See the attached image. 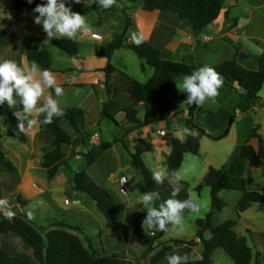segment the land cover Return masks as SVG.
<instances>
[{
  "label": "trees",
  "instance_id": "16d2710c",
  "mask_svg": "<svg viewBox=\"0 0 264 264\" xmlns=\"http://www.w3.org/2000/svg\"><path fill=\"white\" fill-rule=\"evenodd\" d=\"M12 1L16 20L27 29L35 28L33 9L37 4L46 3L47 0H33L31 4L27 0ZM73 1L66 0V3ZM120 2L140 3L142 9L146 11L155 9L171 11L180 20L187 21L194 34H198L218 17L224 7L225 0H116V3ZM75 12L82 15L96 12L97 22H101V11L97 9L95 3L76 8ZM225 20H229L226 12ZM236 23V18L231 19L232 25ZM40 27L42 29V26ZM132 31V19L126 13L124 26L112 35L111 41L102 44L97 51V54L107 58V63L102 71L105 76L104 85L108 98L101 104L100 117L113 125L117 135L113 134L112 140L108 143H104L103 139L100 138L97 143L90 144V136L95 129L80 130V124L84 120V110L80 107L62 108L64 115L54 117L52 123L45 124L44 129L40 131V133L53 136L50 145L54 148L44 152L39 161V165L46 169L47 178L54 177L58 167L65 164L71 172L74 191L84 194L93 202L104 215L106 227L115 231L119 228L122 208L111 193L97 184L85 169H73L68 160L74 155L80 154L85 159L86 164L91 165L107 147L117 141L121 142L123 148L130 155V164L141 178L143 191H155L160 194L159 200L154 201L152 207H159L167 199L173 198L171 194L175 189L169 183V178H166L162 184L157 183L152 179V170L145 165L142 159V155L145 152H150L152 147L147 142L140 140L136 146L130 149L125 138L134 130L168 120L172 113L170 94L174 81L178 77L191 74L201 68L196 63L189 64L163 58L160 50L151 46L145 39L137 46L132 40H128ZM13 38L12 29L0 28V46ZM225 40L233 45L234 56L209 67L214 68L219 73L224 85L234 90L240 88L238 94L244 100V104L249 107L259 98L257 94L264 84V50L258 54L246 53L241 49L240 43H236L229 37H225ZM50 44L68 55L76 54L80 46L77 40L54 38L48 44H19L17 50L19 53H24L29 61L35 62L40 69L53 71L48 47ZM120 48L132 51L142 62V66L148 65L153 68L152 75L144 83L139 84L138 88L130 94H125L126 88L122 81L127 77L126 73H120L122 77L119 82L118 78L111 79L115 68L111 64L110 58L113 52ZM248 57L255 59L256 69L245 68L237 61L238 58L245 59ZM60 86L64 87L65 84H60ZM50 92L55 95L53 90L50 89ZM186 98L187 94L182 92L176 99L179 104H183L188 109L186 115L180 117V126L188 128L192 134L187 135L185 140H180L172 132H166L163 136L164 140L171 145V150L165 159V169L169 171H177L186 154H199L198 134L219 141L225 138L229 132V126L218 135L209 134L200 128L194 121L197 105L188 104ZM140 109L143 110L142 116L139 114ZM22 110L23 105L21 103H18L15 109L9 108L5 103L0 109V117L9 120L11 125L5 133L0 132V167L4 166L9 171H16L17 167L7 156V150L1 142V136L6 134L20 143L28 142L25 133L16 134L17 125L20 121L14 112H22ZM44 115L41 114L38 119L43 121ZM232 121L233 117L230 118L229 124ZM62 122L69 124L75 132L74 136L62 128ZM258 128L257 124L254 125L249 139L243 144H239L235 152L220 168L209 166L200 182L194 187L197 192L202 186L209 188L210 208L204 218L197 220L196 238L200 241V257L188 259L187 264H212V254L217 247L222 248L231 257L234 264L258 263L259 254L253 252L246 238L238 235L234 230L237 223L236 219H226L217 224L213 221L214 215L219 213L224 206V201L218 195L222 189L241 192L236 207L237 217L253 203H264V190L248 187L244 176L246 167L259 168L264 166V140ZM62 145L71 147V156L61 150ZM78 146H84L86 151L76 152L75 148ZM187 188L188 184L184 183L180 189L175 190L177 192L175 199L181 201L189 199ZM0 197H2L1 191ZM15 199L22 206L25 205V200H22L21 197ZM11 211L15 213L13 219L9 220L5 215L0 218V264H127L129 262L124 251L110 254L98 253L91 238L86 236L83 226L78 222L72 223L64 219H54L48 226L39 228L22 210L13 209ZM186 211L188 210L186 209L184 212ZM145 216L146 209L142 207L131 224L130 238L144 244L146 253L155 251L149 259L151 264H156L174 246L198 245L194 240L185 241L177 238L170 242L161 241V237L166 231L148 230L142 232L140 225ZM170 226L168 225V229ZM76 231L86 234L85 243ZM205 232L209 233V237L204 236Z\"/></svg>",
  "mask_w": 264,
  "mask_h": 264
},
{
  "label": "crops",
  "instance_id": "0c3cea01",
  "mask_svg": "<svg viewBox=\"0 0 264 264\" xmlns=\"http://www.w3.org/2000/svg\"><path fill=\"white\" fill-rule=\"evenodd\" d=\"M85 2L86 4L81 0V3L77 4L73 1L67 3V5L75 12L76 8L94 3L93 0H85ZM95 4L97 9L101 11V22H97L96 12H90L84 15L91 27V31L78 34L75 39L80 43V46L76 54L69 55L73 63L70 64L66 60H56L51 57V66L54 69L52 72L55 74L57 82L59 84H65L63 87L64 95L57 98L55 95L51 94L50 89L46 90V95L51 94L53 98L58 99L61 108L80 107L84 110V120L83 123L80 124L81 131L91 130L94 129L96 125H100L101 104L108 98L104 85L105 76L102 71L107 63V58L97 54V51L102 44L111 41L112 35L124 26L126 22V13H128L132 19V33L142 34L144 39L151 46L159 49L162 57L166 59L189 64L196 63L198 67L219 64L235 54L233 45L226 41L225 37H229L236 43H240L241 49L246 53L258 54L264 50V0H225L224 7L218 17L198 34H194L187 21L180 20L177 15L171 11H160L157 9L146 11L142 9L140 3L131 2L116 3L109 9L102 8L98 3ZM225 12L229 17L228 21L225 20ZM233 18L237 19L235 25L231 24V19ZM4 27L10 28L14 32V38L7 42L14 45L12 50L14 55L12 58L8 57L7 59L14 60L18 65L29 68L31 66L29 60L24 53L18 55L17 46L19 44H44L47 33L41 29L40 25H36V27L32 29H27L18 22L16 20L12 0H0V28ZM94 32L99 33L101 39L92 38L91 33ZM130 37L128 38L129 41H131ZM49 46L54 45L50 44ZM125 50L127 49L120 48L115 50L110 58V62L115 68L111 79L115 80L118 78L119 82L122 77L120 73H126L127 77L122 81L126 88L125 94H130L138 88L139 84L144 83L152 75L153 68L150 66L148 67V65L142 66V62L138 59L140 76L131 74L127 70L126 63L128 62L122 58L125 57ZM115 58H120L121 60L119 61H122L120 70L117 69V59L115 60ZM237 61L245 68H257L256 61L253 57L245 59L238 58ZM40 70L43 71L42 69ZM183 78L178 80H183ZM176 81L177 79L174 81L173 86ZM230 89L231 88L222 83V86L218 89L219 94L214 99H208L203 106H197L194 112L195 123L212 135L222 133L227 127L224 125L228 124V126H230L227 136L230 134L231 126L235 125V139H233V142L236 141L239 143V137H244L247 131L251 133V129L256 123L255 120L258 118V130L264 140V100L260 98L252 103L251 106L247 107L241 97L233 94L229 97L228 92ZM181 93L182 92L179 90L172 91L170 94L172 99V113L168 120L156 123L153 126L147 125L134 130L129 133L127 139H125L130 147L136 146L140 140L147 142L152 147L149 160L152 163L153 169L165 168V159L171 150V145L158 133L159 130L172 132L174 136L180 140H185L187 137V135H184L180 131V117L184 115L186 109L183 104H179L176 100ZM216 103H218V106H216ZM43 104L44 99L42 98L37 107H43ZM225 104V107L221 106ZM211 107L216 108L215 110H211ZM222 110L224 112L223 114H221ZM257 110H259V113H257ZM231 117H233V121L229 124ZM239 120L242 121L240 131L237 127ZM44 125L45 123H39L26 134L28 138L27 143H20L6 134L1 136V142L8 150L7 152L11 153L14 158L17 169L16 171H10V173L13 174L12 177V175H4L7 169L4 166L0 167V190L1 188L7 189L13 193L12 196L8 198L10 202L14 201L16 197H21L22 200H25L24 206L19 204L21 210L25 212V214V210L28 205L31 204L32 200L46 194L48 191H50V193L53 191L57 193L61 192L63 200L69 195L68 197L79 200L80 203L78 208L73 211L63 209L57 203L55 205L49 204L55 209V215H61L62 217L70 216L74 221L77 219L78 223L81 225H84L85 222L88 226L90 225L89 219H97L99 231L91 237L94 245V238L96 236L97 238L104 236L105 239H108L107 237L116 236L115 232L118 233V231L106 227V219L96 205L85 198L84 195H81L80 192L74 191L71 182V172L65 164L60 165L54 177L48 179L46 169L40 166L39 162H36L38 159L40 161L44 152L54 148V146L50 145L53 136L51 135L50 138L47 137V133H40V131L44 129ZM211 126H217L219 129L218 132H211ZM10 127V121L0 117V132L5 133L6 129ZM25 127H27V124H25ZM94 131L98 132V134H102L98 129ZM69 134L74 136V130ZM201 136L205 135L198 134L199 139ZM128 141H131V143H128ZM119 145L120 143L111 144L91 165H87L85 159L80 154H76V157H71L68 162L75 170L85 169L97 184L111 193L110 189L106 186L107 181H110L114 187L117 178L115 177L112 179L111 177L116 169L120 167L121 170L130 164V159L123 155ZM83 147L84 146L76 147V152L86 151V148L84 147L83 149ZM115 148H118V151L113 155L111 150ZM62 151L66 153V151ZM110 153L112 154L110 155L112 162H110L109 155L107 158L105 157ZM103 158L109 161L110 167L104 165V163H100ZM74 161L77 162L76 168L73 165ZM99 163L100 165H98ZM112 169H115V171H112ZM255 172V168L246 167L244 176L249 174V177L254 178ZM121 174L123 173L121 172L120 175ZM127 178L129 187L133 186L131 177L127 176ZM174 189L178 190V188ZM111 195L113 194L111 193ZM80 205L82 206L80 207ZM118 205L123 210V206L119 203ZM142 207L143 205L138 203L126 204V209L125 212H122L118 230L123 226L125 227V224H123L125 221L127 225L128 223L132 224L135 216ZM3 215L4 211H0V218ZM28 218L33 222L31 217ZM33 224L38 226L34 222ZM101 243L103 242L101 241ZM166 263L167 262L164 264Z\"/></svg>",
  "mask_w": 264,
  "mask_h": 264
},
{
  "label": "rangeland",
  "instance_id": "374dc122",
  "mask_svg": "<svg viewBox=\"0 0 264 264\" xmlns=\"http://www.w3.org/2000/svg\"><path fill=\"white\" fill-rule=\"evenodd\" d=\"M49 47V52H50V47H51V57L56 59V60H66L70 64L73 63L71 60V56L68 54L64 53L61 51L59 48L55 46H48ZM14 48L13 44L6 43L3 46H0V62L6 60L8 57L12 58L14 53L12 52ZM54 49V50H52ZM18 52V50H17ZM20 53L18 52V55ZM61 57V59H60ZM125 59L127 70L131 73L134 74L135 76H140V70H139V60L138 57L130 50H125V57H122ZM117 59V69H121L122 61L120 58H115ZM33 62L29 61V64L31 65ZM77 63V60H76ZM52 64V61H51ZM57 65V64H56ZM149 67V66H148ZM178 77L176 78L177 81L175 82L172 91H179L177 88V84L181 83L178 80L183 78ZM238 89V86H237ZM240 89V88H239ZM234 90L230 89L228 92L229 97L231 95H236L240 97L238 92L240 90ZM104 96V95H103ZM257 96L259 97L258 99L262 98L264 100V84L261 88V90L258 92ZM228 97V98H229ZM16 99H19L18 96L14 97ZM91 99V98H90ZM257 99V100H258ZM216 106H218V103H216ZM222 107H225V105H221ZM216 107H211V110H215ZM143 110L140 109L139 114L142 116ZM200 113V110H199ZM223 110L221 111V114H223ZM257 113H259V110H257ZM237 117V116H236ZM240 119V118H239ZM256 123L255 125H259V119L256 118ZM258 121V122H257ZM155 125V124H153ZM152 125V126H153ZM62 128L68 132L72 133L73 129L69 126L68 123L62 122L61 123ZM208 126V125H206ZM221 126V125H220ZM223 126V125H222ZM225 127L228 126V124L224 125ZM230 126V125H229ZM211 132H218V127L217 126H211ZM239 131L240 127H242V121L239 120L238 125H237ZM100 128V129H99ZM222 128V127H220ZM94 129H98L101 131L102 134H98V139L96 142H90V144H95L98 142L100 138L103 139L104 143H108L110 140L113 138V134L117 135L116 129L113 127V125L106 119H101L100 120V125H96ZM235 129L236 126L232 125L230 134L223 138L220 139L219 141L211 140L208 139L205 136H201L199 139V154L194 155V154H186L184 156V160L182 161L180 167L178 168L177 171H179L183 177L179 182H175L174 178H172L171 185L174 188H180L184 183L188 184V194L190 198L195 201L199 205V211L198 212H191V211H186L183 213L184 221H183V231L177 234L176 229L171 225L170 228L165 232V234L161 237V241H171L174 238L177 239H182L185 241H195L198 245H178L174 246L173 249L168 252L164 257H162L156 264H164L165 262L168 263L166 256L172 253H178L181 256L187 254L188 259H195L200 257V241L197 240L196 234L198 231V225H197V220L202 219L205 217V215L209 212L210 208V192L209 188L207 186H202L200 191L197 192L196 189L194 188L197 183L200 182L202 175L206 172L207 167L212 166L215 168H220L228 159L229 157L235 152L236 147L239 144H243L247 138L250 137V133L248 131L244 135V137H239V143L234 141L235 139ZM102 135V136H101ZM47 137L51 138V135L48 134ZM127 139V137L125 138ZM115 143H120L119 147H121L120 150H122V153L124 156L128 157L130 159V155L128 152L123 148L121 142H115ZM128 143H131V141ZM128 145V144H127ZM82 147V146H81ZM128 147L131 149L133 147ZM62 150L66 151L67 155H70L71 147L69 145H62L61 146ZM6 149V148H5ZM76 149V148H75ZM84 149V147H83ZM7 150V149H6ZM8 151V150H7ZM118 148L112 149L111 152L113 155L117 153ZM43 152V150H42ZM7 156L12 160V162L17 166L16 162L14 161V158L12 157L11 153L6 152ZM110 154H107L105 156L106 158L110 157ZM76 157V155H74ZM150 152H145L142 155V159L145 163V165L149 169H153L152 163L150 162ZM69 157V156H68ZM105 158V159H106ZM104 158L101 160L104 163V165H108L110 167L109 161L104 160ZM36 162H39V159L36 160ZM110 162L111 157H110ZM100 163L98 165H100ZM74 167L76 168L77 162L74 161L73 163ZM256 172L253 177H249V174H247L245 177L247 179V186L250 188H256V189H262L264 190V166L259 167L258 169L255 168ZM112 171H115V169H112ZM123 173L126 176L131 177L133 186L130 187V192L127 198L122 196L117 188L116 184L114 183V187L110 181H107L106 186L110 189L111 193L113 194L112 196L118 202L121 206H123V211L125 212L126 209V204H132V203H140V196L145 193L143 191V185L141 182V178L139 174L137 173L136 169L131 165L128 164L126 167L122 168L120 170V167H118L115 171V173L112 175L113 178H117L120 173ZM41 173V172H40ZM39 173V174H40ZM4 175L11 176L13 177V174L10 173V171L5 170ZM250 179V180H249ZM254 179V180H253ZM1 195L5 197L6 200L10 196H12L13 193L7 189H2L1 188ZM81 195H84L80 193ZM219 197L224 201V206L222 210L214 215L213 221L214 223H220L226 219H236L237 223L234 227V230L237 232L238 235L244 236L247 240L248 245L251 247L253 252H257L259 254V261L258 263L254 264H264L263 256H264V203L261 202H256L253 203L250 207H248L246 210L240 213L239 217L236 215V207H237V202L241 196V192L237 190H226L222 189L218 193ZM69 195H67L68 197ZM85 198H87L84 195ZM71 198V197H68ZM88 199V198H87ZM89 200V199H88ZM34 202V203H33ZM64 200L62 197L61 192L57 193L53 191L50 193L48 191L46 194L41 195L37 197L36 199L32 200L31 204L28 205L26 208V214L27 216H31L33 222L38 225V227H46L49 225L51 221L55 219H64L69 222H78L77 219L74 221L70 216H61V215H55V209H53V206L51 207L49 204L55 205L56 203L59 204L60 207L63 209H68V210H73L75 211L78 206H73V205H65L63 204ZM82 205H80L81 207ZM79 207V208H80ZM152 207V205H151ZM2 211V210H0ZM23 212V211H22ZM25 213V212H23ZM55 215V217H54ZM64 215V214H63ZM66 215V214H65ZM61 216V217H59ZM53 217V218H51ZM47 218V219H46ZM146 218L143 217L142 220ZM90 225L88 226L85 222L83 226L84 232L87 234H81L77 232L78 236L81 238V240L85 243V235L88 237H93L95 233L99 231V224L97 223V219H89ZM125 224V227H121L117 232H115L116 236L112 237H107L108 239H105V237H100L97 238V236L94 238L95 240V247L98 251V253H106L110 254L112 252H119V251H124L126 258L129 260L127 264H151L149 262V259L151 255L155 252H150L146 253L145 252V245L141 244L139 242L133 241L130 238V230H131V223L126 224V221L123 223ZM40 225V226H39ZM141 226V225H140ZM87 227V228H86ZM89 232H88V231ZM142 232H145L142 227H141ZM205 237H209V233L205 232L204 233ZM101 241L103 243H101ZM111 241V242H110ZM110 242V243H109ZM103 244V245H102ZM115 249V250H111ZM212 264H234L233 260L231 257L226 254V252L220 248L217 247L213 254H212ZM253 264V263H252Z\"/></svg>",
  "mask_w": 264,
  "mask_h": 264
},
{
  "label": "clouds",
  "instance_id": "9594fccd",
  "mask_svg": "<svg viewBox=\"0 0 264 264\" xmlns=\"http://www.w3.org/2000/svg\"><path fill=\"white\" fill-rule=\"evenodd\" d=\"M29 4L33 0H27ZM75 3H81V0H74ZM83 2L86 4L85 0ZM102 8L109 9L116 4V0H93ZM34 23L42 26L47 33L44 44L52 39L67 38L75 40L78 34L88 33L91 27L84 15L74 12L67 5L66 0H47L46 3L37 4L33 9ZM38 13V15H35ZM130 39L139 46L144 37L142 34L132 33ZM222 79L216 70L209 66L201 67L191 74L184 76L177 88L187 94L186 102L190 105L203 106L208 99H214L219 93L218 89L222 86ZM53 90L55 96L64 95V88L57 82L55 74L49 70H40L39 66L33 62L29 68L22 67L16 61L6 59L0 62V105L7 103L9 108L15 109L18 103L23 105V111H15L14 115L20 121L17 125L16 134H27L39 123H52L54 117L64 115V110L60 107L58 99L53 98L51 94L46 95V90ZM19 97L17 100L16 97ZM44 99L43 107H37L41 99ZM44 115L43 121L38 117ZM32 117V118H29ZM25 123L27 127H25ZM180 131L184 135H191V131L181 126ZM166 178L169 183L174 178L175 182L183 179L181 173L176 170L169 171L165 168L152 169V179L162 184ZM172 197L167 199L159 207H151L154 201L159 200L160 194L155 191H148L140 196V203L146 209V218L142 220L141 227L148 230L167 231L168 225H172L177 234L183 231V213L187 209L191 212H198L199 205L191 198L187 200L175 199L177 192L172 191ZM5 201L0 200V205ZM4 215L9 220L13 219L15 213L6 210ZM31 217V216H29ZM168 264H187V254L181 256L178 253H172L166 256Z\"/></svg>",
  "mask_w": 264,
  "mask_h": 264
},
{
  "label": "built area",
  "instance_id": "2783aa9c",
  "mask_svg": "<svg viewBox=\"0 0 264 264\" xmlns=\"http://www.w3.org/2000/svg\"><path fill=\"white\" fill-rule=\"evenodd\" d=\"M91 37L94 39H101V35L99 33H91ZM2 105H0V109H1ZM158 133L161 136L165 135V131L164 130H159ZM98 139V132L94 131L93 134L90 136V140L91 142H96V140ZM116 186H117V190L118 192L124 196L125 198L128 197L129 192H130V187H129V181L126 175L121 174L117 177L116 179ZM0 200L5 201L4 204L0 205V210L2 211H6V210H18L21 211V206L19 205V203L16 201V199H14V201L10 202L8 200H6L4 197H0ZM79 200L78 199H72V198H68L65 197L64 198V204L65 205H74V206H78L79 205Z\"/></svg>",
  "mask_w": 264,
  "mask_h": 264
},
{
  "label": "water",
  "instance_id": "95a60500",
  "mask_svg": "<svg viewBox=\"0 0 264 264\" xmlns=\"http://www.w3.org/2000/svg\"><path fill=\"white\" fill-rule=\"evenodd\" d=\"M188 112V109H185V113H184V115H186V113ZM237 148V147H236ZM236 150V149H235Z\"/></svg>",
  "mask_w": 264,
  "mask_h": 264
}]
</instances>
